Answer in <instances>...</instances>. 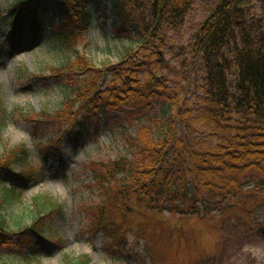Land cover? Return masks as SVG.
Returning a JSON list of instances; mask_svg holds the SVG:
<instances>
[{"label": "trees", "instance_id": "1", "mask_svg": "<svg viewBox=\"0 0 264 264\" xmlns=\"http://www.w3.org/2000/svg\"><path fill=\"white\" fill-rule=\"evenodd\" d=\"M95 1L13 0L12 3L11 26L29 27L33 37L39 38L46 11L53 16V34L42 45L74 48L75 56L83 60L74 64V69L83 73L80 84L60 86L62 98L67 100H73L89 85L80 86L87 81L85 71L91 68L92 60L79 53L77 43L92 25ZM108 1L116 33L111 44L120 62L116 66L124 65L126 69L116 68L111 84L103 75L104 79L92 90L96 95L84 94V104L77 108L72 122H65L62 127L78 140L83 136L76 128L82 116L98 120L101 113L121 108L135 123L134 130L138 128L135 134L129 128L127 152L112 161L109 170L98 174L93 169L94 183L86 188L92 191L84 200L101 199L107 196V187H111L115 189L111 194L113 206L117 203L120 207H116L118 217L109 218L104 204L110 196L103 197L101 206L93 209L88 230L98 233V229L105 228L106 254L118 261L122 259L121 236L127 235L126 228L135 221L137 211L142 209L139 206L143 205L150 210L148 220L158 223L166 213L207 217L211 213L230 212L241 214L251 224L264 225V0ZM44 2L49 10L43 12ZM3 17L0 8V21ZM24 18L29 21L23 22ZM188 25L191 31L187 47L180 50L183 60L179 58L186 71L185 80L174 85L168 77L162 80L155 72L163 70L164 65L171 66L166 52L168 46L171 48V35ZM69 63L70 59L58 69H65ZM184 82L186 86H182ZM106 86L107 90L102 91ZM2 112L0 125L5 126L7 115ZM12 154L6 160L0 157V167L6 170L18 167L32 179L26 148H16ZM124 194L132 199L128 208L122 202ZM21 197L23 190L0 180V243L7 245L9 241L3 237L19 236L30 229L46 235L48 241L64 245V237L53 229L52 222L61 204L47 195L33 200L36 210L30 212L34 217L31 225L22 227L16 219L18 232L9 228L10 216L2 212ZM148 226L153 228L151 222ZM111 229L117 230V237L111 236ZM160 236L156 234L153 238L158 240ZM179 238L175 236L169 242L170 248ZM37 255L23 254V262L40 264ZM91 260L86 253L65 255L64 263L93 264ZM15 262L10 258L3 264Z\"/></svg>", "mask_w": 264, "mask_h": 264}, {"label": "rangeland", "instance_id": "2", "mask_svg": "<svg viewBox=\"0 0 264 264\" xmlns=\"http://www.w3.org/2000/svg\"><path fill=\"white\" fill-rule=\"evenodd\" d=\"M12 3L13 0H0L4 16L0 21V104L7 115L6 125H0V157L3 156L2 159L6 160L7 156H13L14 149L24 146L28 152V164L33 170V178L23 175L18 167H13V170L0 167V180L7 185L24 189L23 197L17 198L14 204L5 206L2 213L10 216L7 224L16 233L18 230L14 220H20L22 227L32 224L34 217L30 212L36 210L33 203L36 196L56 198L61 208L59 214L52 219L53 229L64 237L65 244L49 242L45 239L46 235L39 236L32 231L19 236H6L3 240H8L9 244L0 243V264L10 258L16 260L14 264H25L23 253L38 254L40 264H66L65 255L79 256L84 253L89 254L93 264H264L262 223L251 224L241 214L230 212L211 213L205 218L166 213L158 223L153 219L148 220L150 210L144 205L139 206L142 209L137 211L135 221L126 228L127 235L121 236L122 259L117 261L109 258L106 243L103 244L107 233L105 228L98 229V233L88 230L89 222L94 217L93 209L101 206L106 195L101 199L89 198L86 202L84 199L92 191H86V188L94 183L93 169L101 174L105 169L109 170L112 161L127 152L129 128L132 127L133 131L135 123L131 122L125 109L121 108L109 109L101 114L98 121L82 116L76 128L82 132L83 138L78 142L74 141V135L65 133L62 126L65 122H72L75 111L80 108L81 103L84 104V94L92 92L97 82L104 79L103 75L106 82L111 84L112 79H115V71L126 69L124 65L116 66L120 62L117 51L111 44L114 38L111 4L108 0L94 2L92 25L77 43L79 53L92 60L91 68L85 71L88 73L87 81L80 86L89 85L73 100H67L62 98L60 86L68 83L79 85V78L83 74L74 69L78 60L74 48L41 45L39 40H34L29 27H24L15 35L21 40V45L16 49L11 48L8 38L13 36L9 28ZM41 23V37L47 40L53 31L52 14L43 13ZM190 31L191 27L188 25L171 35V48L168 46L166 52L172 67L164 65L163 70L157 69L155 72L162 80L168 77L174 85L185 80L186 71L179 63L183 60V51L180 50L187 47ZM69 59L71 63L59 70ZM52 67H57L56 71ZM30 75L34 77L30 78ZM142 81H145V77ZM186 84L184 82L182 86ZM107 88L104 87L102 91ZM90 95L96 93L92 92ZM1 109L0 115H4ZM137 128L138 126L134 134ZM52 139V142L46 143ZM107 188L109 191L106 199L108 196L110 199L104 204L108 209L106 214L109 218L118 217L117 208L120 206L117 203L113 206L114 198L111 196L115 189ZM133 189L138 191L137 188ZM129 196L124 194L122 197L123 205L127 208L132 200ZM88 205L91 207H87ZM149 222L153 228L148 226ZM113 230H109L113 232L111 236L117 237V230ZM121 230L119 228L118 232ZM145 233H148L147 238ZM156 234L161 235L160 239L153 238ZM178 235L180 238L170 248L169 242ZM18 243L20 246L16 245Z\"/></svg>", "mask_w": 264, "mask_h": 264}, {"label": "bare ground", "instance_id": "3", "mask_svg": "<svg viewBox=\"0 0 264 264\" xmlns=\"http://www.w3.org/2000/svg\"><path fill=\"white\" fill-rule=\"evenodd\" d=\"M29 20L27 18H24L23 22L27 23ZM23 24V23H22ZM21 26V25H20ZM26 27V26H25ZM18 30V29H17Z\"/></svg>", "mask_w": 264, "mask_h": 264}]
</instances>
